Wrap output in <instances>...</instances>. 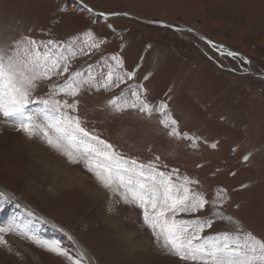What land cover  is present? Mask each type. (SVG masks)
Returning <instances> with one entry per match:
<instances>
[{"label":"rangeland","instance_id":"rangeland-1","mask_svg":"<svg viewBox=\"0 0 264 264\" xmlns=\"http://www.w3.org/2000/svg\"><path fill=\"white\" fill-rule=\"evenodd\" d=\"M80 1L103 13L125 12L189 27L213 44L246 56L254 71L264 74V0ZM181 31L184 33L125 16H96L76 0H0V43L21 38L54 40L62 45L60 51L71 48L76 52L68 58L69 73L79 71L78 79L88 81L73 97L51 95L50 91L63 85L69 73L38 80L31 94L33 101H77L75 111H67L80 119L90 137L112 145L126 160L170 174L174 184H182L184 177L198 181L187 186L204 195L208 201L205 208L177 212L174 218L214 220L202 237L237 231L236 224L213 215L218 211L238 221L240 231L264 241V80L246 73L248 65L239 56L221 53L195 33ZM93 41L103 43L98 49L91 48ZM113 56L122 60V67H116L110 59ZM108 65L121 74L135 75L132 79L125 76L118 86L102 87ZM114 97L119 111L109 103ZM141 100L149 105L151 114L139 110ZM133 103L137 107H131ZM161 105L167 106L164 114ZM42 107L31 103L26 112L35 114ZM173 127L179 136L169 135ZM23 134L18 121L0 116V198L6 199L0 208V226L13 229L3 234L7 243L0 244V264H71L67 256L47 251L27 236L58 245L73 259H80V264H200L181 260L164 248L159 250L152 242H157L152 229L144 223L143 209L105 189L80 153L73 150L76 162H71L40 136L26 134L33 144L32 154L27 142L23 143ZM90 137L82 139L95 144ZM42 142L49 154L44 169ZM27 154L33 155L32 160ZM26 160H34L35 165H27ZM55 165L68 179L65 187L50 189L54 200H49L45 193L49 186L36 190L30 179L48 177L50 184L47 173L58 171ZM29 167L35 171L29 173ZM58 178L62 177L53 176ZM92 182L110 197L85 191L96 192L98 187ZM74 188L81 190L80 195L73 197ZM220 189L226 195L222 205L214 207L211 202L221 199L217 196ZM10 210L19 213L22 225L9 222ZM96 215L100 225L108 222L109 231H96L97 226H92ZM167 217L171 220L173 214L167 213ZM114 219L119 228L122 222L131 227L128 231L139 234L137 240H144L139 250L147 256L136 258L139 251L122 240L120 229L112 227ZM134 235H130L131 243L136 240ZM97 236H106V242Z\"/></svg>","mask_w":264,"mask_h":264},{"label":"snow or ice","instance_id":"snow-or-ice-1","mask_svg":"<svg viewBox=\"0 0 264 264\" xmlns=\"http://www.w3.org/2000/svg\"><path fill=\"white\" fill-rule=\"evenodd\" d=\"M87 35L91 40V34ZM87 43L85 41L86 45ZM101 43L103 41L99 43L93 41L90 47L98 49ZM61 47L62 45L54 40L45 42L30 38L14 39L6 44L0 43V116L18 121L20 129L29 137L40 136L49 146L66 155L71 162H76L73 150L80 153L86 158L85 166L95 174L105 189L120 195L125 203H134L143 209L145 225L152 229L158 243L163 241L160 247L179 259L200 262V264H264V241L251 233L240 231L238 221L232 217H225L218 211L213 213L221 220L236 224L237 231H225L203 237L201 233L206 227H211L214 220L185 221L174 218L177 212L194 213L205 208L208 201L205 200L204 195L192 192L187 186L198 181L184 177L182 184H174L170 174L158 171L155 166H145L135 160H126L113 149L112 145L95 136L90 137L81 126L80 119L69 115L67 111V109L75 111L77 101L69 103L67 100L51 98L40 101L31 99L36 81L69 73L68 58L74 57L76 52L71 48L62 52L59 50ZM227 55L234 57L237 54L228 52ZM110 59L115 62L117 68L123 66L122 60L117 56ZM81 75L79 71L69 73L63 85H56L50 90L51 95L62 93L77 96L81 84L88 83L78 79ZM134 75V72L121 74L108 65L106 82L102 87L118 86L124 83L125 76L132 79ZM133 95L140 100L139 94L134 92ZM37 102L43 106L38 113L26 112L29 104ZM109 103L113 104L117 111L121 110L117 105L116 97ZM130 106L137 107L136 103ZM166 107L161 105L162 114ZM139 110L151 114L149 105L142 100ZM168 120L171 125L176 124L170 116ZM161 123L165 127L169 126L164 120ZM169 135L179 136L180 133L173 127ZM83 137H90L96 143H85ZM184 137L188 138L187 134H184ZM225 195L224 189H220L217 196L221 199L213 200L212 205L214 207L222 205V197ZM167 213L173 214L171 220L167 217ZM10 231H13L11 227L0 226V244L7 243L3 234ZM27 238L47 251L67 256L71 264H80V259H73L56 244L32 236ZM79 256L82 257L83 253Z\"/></svg>","mask_w":264,"mask_h":264},{"label":"bare ground","instance_id":"bare-ground-1","mask_svg":"<svg viewBox=\"0 0 264 264\" xmlns=\"http://www.w3.org/2000/svg\"><path fill=\"white\" fill-rule=\"evenodd\" d=\"M118 17V16H117ZM140 18V17H139ZM143 19V18H142ZM147 20V19H146ZM148 20H151V19H148ZM168 23H170V22H168ZM173 24V23H172ZM175 25V24H174ZM178 26V25H177ZM179 26H181V25H179ZM179 28V31H177L179 34H181V33H184V32H182L181 30H184L186 27H178ZM195 33H197V34H199L198 32H196V31H194ZM200 35V34H199ZM201 36V35H200ZM201 37H203V36H201ZM215 48L219 51V52H221V53H226V52H228V49L227 48H224V47H218V46H215ZM247 65H248V68H247V70L248 71H250V74H252V75H254V74H260V73H256L255 71H254V69H253V63L249 60V62L247 63ZM248 73V72H247ZM261 79V78H260ZM24 136H23V139H24V144L26 145V142H27V148L32 152V142H31V139L28 137V136H26V134H23ZM20 142V141H19ZM43 143V142H42ZM43 146V150L41 149V152H40V154L41 155H43V157L41 158V163H42V165H41V167L43 168V167H45V166H48L49 165V163H48V153L47 152H45L44 151V147H46L45 146V144L43 143L42 144ZM25 149V148H24ZM27 149V150H28ZM26 150V149H25ZM29 153V152H28ZM32 154H34L33 152H32ZM32 154H27L30 158L29 159H31L32 160ZM48 154V155H47ZM15 156V155H14ZM31 162V161H30ZM30 162H27V160H26V163H27V165L30 163ZM31 165H35L34 164V160H33V162H31ZM55 168H58L56 165L54 166ZM29 170V173H30V171L32 172L34 169L32 168V167H29L28 168ZM44 169V168H43ZM50 168L48 167V169H47V171H52L51 172V174L50 173H47L50 177H49V179H50V184H48L47 182H48V180H46V178H48V177H43V178H40V179H36V177H32L30 180H31V184H32V186L33 187H36V190H43L44 189V186L45 185H47V186H49V188L47 189V191L48 192H45V190H44V192L45 193H48V198H49V200H51V199H53L54 200V198H52V196H50V193H52L51 191L52 190H50V189H54V187H56V186H61V187H65V185H66V182H65V179H68L67 177H68V175H65L62 171H60V169L58 168V171H53L52 169H50ZM35 171V170H34ZM37 171V170H36ZM38 172V171H37ZM59 172V173H58ZM53 173V174H52ZM36 174V173H35ZM53 176H61L62 178H58V179H53ZM26 179V178H25ZM27 180V179H26ZM93 183V182H92ZM70 184V183H69ZM93 185H94V183H93ZM47 186H46V188H47ZM95 187H98V188H96V192H94L93 190H91L92 192H90V190L88 189V188H86L85 189V191H88V193H91V194H95V193H97L98 195H101V197H103V198H106V197H110V196H108V193L104 190V189H102L101 187H99L98 185H94ZM59 188V187H58ZM60 189V188H59ZM58 189V190H59ZM63 189V188H62ZM72 190V189H71ZM57 192V191H56ZM55 192V193H56ZM73 193H72V195H74L73 197H75V195H77V194H79L80 195V192H81V190H77L76 188H74L73 189V191H72ZM7 193V192H6ZM83 193V192H82ZM42 194V193H41ZM59 196H60V194H58ZM47 196V195H46ZM54 196V195H53ZM56 196V195H55ZM82 196V195H81ZM88 196H89V194H88ZM41 197V196H40ZM58 198V197H57ZM57 198H55L56 200H57ZM61 198H63V197H61ZM40 199V198H39ZM79 199H82V198H79ZM5 198H0V208L1 207H3V204H4V202H5ZM62 200V199H61ZM81 201V200H80ZM88 201H90V200H88ZM48 202V201H47ZM110 202V201H109ZM108 201L107 202H105V203H109ZM51 203V202H50ZM93 203V202H92ZM57 205V204H56ZM81 205V204H80ZM86 205V204H85ZM90 205V204H89ZM93 205V204H92ZM55 206V205H54ZM75 206V205H74ZM87 206V205H86ZM110 206V205H109ZM108 206V207H109ZM37 207V206H36ZM59 207V206H58ZM72 207V206H71ZM76 207V206H75ZM88 207V206H87ZM61 208H62V206H61ZM114 208V207H113ZM97 210H98V208H97ZM79 212V211H78ZM105 213V212H104ZM8 220H9V222L10 223H18V224H21L22 225V221H20L21 220V218H20V215H19V213L18 212H16L15 213V211L14 210H10L8 213ZM68 214V213H67ZM74 214V213H73ZM80 214V213H79ZM106 214V213H105ZM102 217V216H101ZM108 217H109V214H108ZM94 219V220H93ZM92 220H93V222H94V224H92V226L93 227H96L97 226V229H96V231L98 232V233H100L101 231L102 232H104L105 233V231L106 230H108L109 231V227L107 226V225H109L108 224V222H106V221H103L102 222V224H104V225H100V223H99V221H98V215H96V217L95 218H93ZM18 220V221H17ZM109 220V219H108ZM117 220V219H116ZM91 221V220H90ZM51 222V221H50ZM126 222V221H125ZM13 224V225H14ZM106 224V225H105ZM111 224L113 225L112 227H114V228H119V226H118V223H117V221H115V219L111 222ZM141 224V223H140ZM28 226V225H27ZM110 226V225H109ZM127 227V228H126ZM89 229H91V228H89ZM120 230V234H121V238H122V240L123 241H125V243H127L128 244V246H131L132 248V250L133 249H136L137 251H139V252H136L137 254V256H136V258L137 257H139V256H147V253H144L143 251H140L139 249L140 248H143V245H144V240L142 241V242H139L138 240H137V237H138V235H137V237H136V235H134V231L133 232H130V231H128V230H130L131 229V227H129L128 226V224L126 225V224H123L122 222H121V225H120V228H119ZM73 232V231H72ZM107 234V233H106ZM130 235H134L135 237V241L134 242H130L131 241V236ZM98 237V236H97ZM98 238H100V240H102L103 241V243L104 242H106V236H105V239H104V236H101V237H98ZM79 241V240H78ZM80 242V241H79ZM153 242V244L155 245V246H157V248L160 250L162 247H160V244L159 243H157L156 241H152ZM83 249V248H82ZM84 250V249H83ZM118 250V249H117ZM110 252V251H109ZM146 252H148V251H146ZM112 258V257H111ZM132 259V258H131ZM149 259H151V258H149ZM131 263V262H130ZM136 263V262H135ZM168 264V263H167Z\"/></svg>","mask_w":264,"mask_h":264},{"label":"water","instance_id":"water-1","mask_svg":"<svg viewBox=\"0 0 264 264\" xmlns=\"http://www.w3.org/2000/svg\"><path fill=\"white\" fill-rule=\"evenodd\" d=\"M76 1H78L83 7H85L86 9H88L89 11H91L92 13H94V14H96V15H98V16H102V17H115V16H125V17H130V18H135V19H137V20H139V21H142V22H144V23H146V24H150V25H154V26H159V27H164V28H170V29H172V30H175V31H179V26H177V25H174V24H172V23H168V22H164V21H152V20H146V19H141V18H138V17H135V16H132L131 14H128V13H125V12H122V13H103V12H100V11H98V10H95V9H92L91 7H89L88 5H86L85 3H83L82 1H80V0H76ZM185 31H191V32H193V33H195L192 29H190L189 27H186L185 29H184ZM198 37H200V38H202L204 41H206L209 45H210V47L211 46H218V47H224V48H227L228 49V52H233V53H236L237 54V56H239L241 59H243L244 61H247V63L249 62V59L246 57V56H244V55H242L241 53H239V52H237V51H234V50H232V49H230V48H228L227 46H225V45H223V44H216V43H214L213 44V42L212 41H209L208 39H206V38H204V37H201L199 34H197V33H195ZM227 52V53H228ZM246 63V64H247ZM246 71L248 72V73H250V71H248L247 69H246ZM246 72V73H247ZM252 75V74H251ZM253 76H255V77H258V78H261V79H263L264 80V74L263 73H260V74H254Z\"/></svg>","mask_w":264,"mask_h":264}]
</instances>
